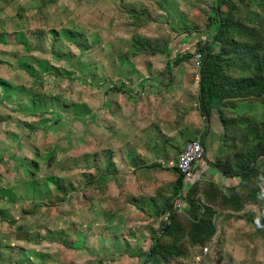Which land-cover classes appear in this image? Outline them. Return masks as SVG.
Masks as SVG:
<instances>
[{
    "label": "rangeland",
    "instance_id": "rangeland-1",
    "mask_svg": "<svg viewBox=\"0 0 264 264\" xmlns=\"http://www.w3.org/2000/svg\"><path fill=\"white\" fill-rule=\"evenodd\" d=\"M234 1L235 16L264 31V0ZM213 9L214 0H0V264H152L147 257L155 235L162 250L175 251L154 256L155 264H264V233L255 223L264 218V197L231 209L220 192L211 202L196 188L194 212L188 213L185 194L173 218L181 228L162 237L168 214L157 223L139 216L129 202L107 195L100 172L87 182L86 118L101 135L103 87L159 79L167 43L203 30ZM226 11L222 7L221 16ZM209 31L212 41L217 30L211 25ZM221 50L222 41L216 42L214 52ZM258 64L244 73L251 88L264 79ZM179 66L172 80L193 83L182 90L195 100L192 58ZM125 67L135 68V76L125 77ZM232 80V96L219 100L207 120L217 125L204 150L227 165L256 149L264 135V89L238 95ZM87 94L95 96L92 118L85 114ZM97 150L100 163L101 146ZM257 161L252 181L264 196V155ZM211 210L214 234L192 244V223Z\"/></svg>",
    "mask_w": 264,
    "mask_h": 264
},
{
    "label": "crops",
    "instance_id": "crops-1",
    "mask_svg": "<svg viewBox=\"0 0 264 264\" xmlns=\"http://www.w3.org/2000/svg\"><path fill=\"white\" fill-rule=\"evenodd\" d=\"M181 63L173 66L170 72L164 66L160 78L166 77L167 82L159 78L149 83L121 80L105 85L101 93V135L91 129L89 122L92 121L86 118L87 182H94L97 172L102 173L100 182L103 187L106 185L107 195L116 194L120 200L129 202V207L138 210L139 216L148 214L154 218L150 220L153 223L166 214L170 216L171 212L166 210L167 201L178 198L174 193L179 177L176 171L179 153L188 142L196 139H201L206 152L211 141L210 127L217 125L215 118L207 122L201 115L195 103L199 92L192 100L190 93L183 91L190 90L193 83L172 80L182 72ZM134 70L125 67V77L129 72L135 76ZM94 99L92 94L86 95V117L92 118L95 114ZM77 137L76 134V140ZM99 146L100 163L93 157ZM212 161L205 154L194 166L196 176L203 179L201 182L205 186L208 181L219 183L225 178ZM182 185L185 193L188 183Z\"/></svg>",
    "mask_w": 264,
    "mask_h": 264
},
{
    "label": "trees",
    "instance_id": "trees-1",
    "mask_svg": "<svg viewBox=\"0 0 264 264\" xmlns=\"http://www.w3.org/2000/svg\"><path fill=\"white\" fill-rule=\"evenodd\" d=\"M236 1L240 2L242 0ZM222 7L227 9L225 16H221ZM237 9L238 5L234 0H214V9L208 16V22L203 30L185 33L184 39L186 42H169L166 45V67L168 72H170L173 66H177L182 61L192 58L196 51L201 53L202 65L199 72L198 102L200 113L205 120H209L213 115L214 108L217 107L219 100L223 98L226 99L232 94V86H230L231 88L228 87V84L231 83V79H233V84L236 87L235 93L238 95L248 91L255 92L256 89H260L261 92L264 89V79H262L261 84H255V87L253 86V88H251L249 83L250 79L248 78L249 70L258 63L257 73L261 76L264 75L262 74V72H264V58L262 55L264 54V31L259 29L256 30L245 25L243 18H237L235 16L234 11H238ZM211 25H213L214 30H217V34L214 40L209 41V28ZM221 41L222 50L220 53H215L214 48L216 42ZM174 48L176 50H173ZM187 49H190V51ZM169 50L172 52L171 55ZM245 72H248V75H244ZM228 75L231 77L230 82L226 80ZM222 122H224L223 125L226 127L227 125L224 119ZM256 147V149L252 148L249 152L244 153L233 165H227L221 163L219 160H213V165L218 167L220 173L225 178L219 183H215L213 180L208 181V187L202 184L201 180L203 179H201L200 176H196L194 171L195 164L200 160L193 164L194 175L186 186L187 190L184 194L181 193L183 188L182 178L178 174L179 177L176 180L174 193L178 194V198H174L176 201H171V199L167 201L166 210L171 212L170 221L164 226L162 237L173 234L177 228H181L179 225H174L173 218L176 211L175 204L179 199H182L185 194L186 198H188V202H191V208L188 213L194 212L195 202L192 200L191 195L196 191V188H202L207 200L209 199L211 202L214 200L219 201L216 199V194L213 195V193L220 192V194L225 197L224 202L230 203L229 207L231 209H236V204L243 202L245 198H250L254 202L259 198L263 199L262 189L258 186L255 187L257 183L253 184L254 182L252 180L258 177L257 165L259 162L254 161L258 156L264 155V135L261 136ZM203 158L201 160H203ZM35 171L36 169L34 168L30 176H33ZM58 187L63 190L60 186ZM223 191H228L231 195H225ZM238 192L242 195L240 196ZM262 206L264 207V201H262ZM203 212L206 213L205 216L202 217L201 220L192 223V231H190L188 236L191 243L195 245L204 244L215 232V228L211 221L212 210ZM255 223L258 225V231L264 233V218L263 220L255 221ZM155 236L159 238V241L160 236ZM158 241L154 242L149 248L147 259L153 261L151 262L152 264L157 263L154 256L162 254V256L165 257L166 254H171L165 253L171 250H162L161 244H159ZM172 251V253L175 252L174 250Z\"/></svg>",
    "mask_w": 264,
    "mask_h": 264
},
{
    "label": "built area",
    "instance_id": "built-area-1",
    "mask_svg": "<svg viewBox=\"0 0 264 264\" xmlns=\"http://www.w3.org/2000/svg\"><path fill=\"white\" fill-rule=\"evenodd\" d=\"M195 73H194V80L198 84L200 79V68L202 65V56L200 52H195L192 57ZM204 157V147L199 139L191 140L188 142L184 149L179 153L177 162H176V169L178 174L182 178V182L189 183L192 176H193V164L201 160ZM183 193V192H181ZM184 194V193H183ZM182 199H179L175 205L182 202ZM206 251L207 248H204Z\"/></svg>",
    "mask_w": 264,
    "mask_h": 264
}]
</instances>
